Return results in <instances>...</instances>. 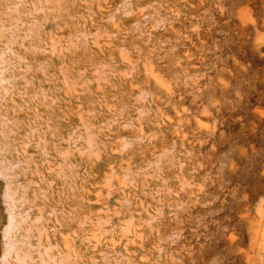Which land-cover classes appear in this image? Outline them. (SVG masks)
I'll list each match as a JSON object with an SVG mask.
<instances>
[{"label": "rangeland", "instance_id": "rangeland-1", "mask_svg": "<svg viewBox=\"0 0 264 264\" xmlns=\"http://www.w3.org/2000/svg\"><path fill=\"white\" fill-rule=\"evenodd\" d=\"M0 264H264V0H0Z\"/></svg>", "mask_w": 264, "mask_h": 264}]
</instances>
